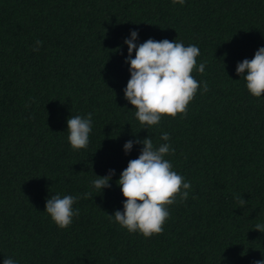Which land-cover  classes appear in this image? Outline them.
I'll use <instances>...</instances> for the list:
<instances>
[{
    "label": "trees",
    "instance_id": "obj_1",
    "mask_svg": "<svg viewBox=\"0 0 264 264\" xmlns=\"http://www.w3.org/2000/svg\"><path fill=\"white\" fill-rule=\"evenodd\" d=\"M200 49L201 83L187 115L142 125L124 97L131 31ZM43 42L33 51L36 41ZM264 47V0H0V264H254L264 259V95H251L238 62ZM135 58V53H133ZM203 82L208 90H203ZM92 114L75 150L67 120ZM170 135L161 140L162 133ZM151 138L191 183L169 206L161 234L115 222L117 181ZM114 169L110 188L92 181ZM91 192L90 198H83ZM80 196L66 229L46 212L52 195ZM236 195L247 203L241 208Z\"/></svg>",
    "mask_w": 264,
    "mask_h": 264
},
{
    "label": "clouds",
    "instance_id": "obj_2",
    "mask_svg": "<svg viewBox=\"0 0 264 264\" xmlns=\"http://www.w3.org/2000/svg\"><path fill=\"white\" fill-rule=\"evenodd\" d=\"M173 3L183 5L185 0H173ZM138 35L133 30L130 38L124 41L128 46L125 62L130 64L131 73L124 97L134 106L136 118L142 125L151 127L158 125L164 116H186L188 105L201 87L192 73L194 70L199 73L205 71V63L197 66L200 49L196 45L185 46L177 39L173 42L150 38L137 45ZM36 45L38 47H34L33 51H39L43 42L37 40ZM236 73L244 77L251 95L257 98L264 95V47L259 48L251 60L238 62ZM203 90H208L206 82H203ZM67 130L68 141L73 149L86 148L92 131V114L89 113L87 117L71 116L67 120ZM169 139V133H162V141L167 142ZM134 143L143 145L140 155L128 162L117 181L125 197L124 210H116L114 215L109 214V218L114 217L115 222L129 232L138 231L148 238L163 232V226L170 216L169 206L177 202V197L181 201L188 198L191 183L178 174L173 164L165 158L175 152L169 143L155 147L149 137L142 141L129 140L124 145L126 154L132 151ZM114 175L115 170L110 169L107 176H97L92 181L93 187L102 191L110 188ZM90 197L91 192L83 194L85 199ZM80 198L52 195L46 201V212L59 228L66 229L73 223V218L80 214L79 208H73ZM235 199L241 208L247 203L239 195ZM255 230L264 233V224H256ZM3 264H19V261L5 257ZM254 264H264V259L256 260Z\"/></svg>",
    "mask_w": 264,
    "mask_h": 264
}]
</instances>
